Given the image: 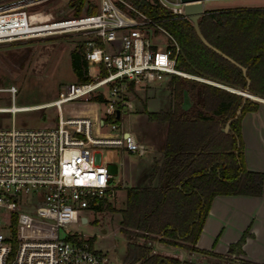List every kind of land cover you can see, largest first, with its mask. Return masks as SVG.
<instances>
[{
    "label": "built area",
    "instance_id": "built-area-1",
    "mask_svg": "<svg viewBox=\"0 0 264 264\" xmlns=\"http://www.w3.org/2000/svg\"><path fill=\"white\" fill-rule=\"evenodd\" d=\"M46 1L0 6V44L55 37L78 40L90 79L62 89L52 102L58 111L53 127L0 126V264H112L107 252L95 249L74 227L92 223L102 201L111 203L120 188L112 164H103L98 149L120 148L139 157L147 152L117 122L132 111L136 89L167 84L175 76L212 82L178 68L177 41L125 0H98L95 13L66 18L30 11ZM158 1L185 17L180 0ZM36 14L42 17L32 21ZM10 92L14 97L15 88ZM69 103L72 108L94 105L104 110L95 117L66 116ZM26 108L12 104L0 112L15 114ZM42 227L56 234L40 233ZM61 230L67 236H59Z\"/></svg>",
    "mask_w": 264,
    "mask_h": 264
},
{
    "label": "trees",
    "instance_id": "trees-1",
    "mask_svg": "<svg viewBox=\"0 0 264 264\" xmlns=\"http://www.w3.org/2000/svg\"><path fill=\"white\" fill-rule=\"evenodd\" d=\"M125 1L157 21L177 41L181 48L178 68L242 91L249 79L250 93L264 98V7L205 10L199 19L206 40L245 67L244 76L240 68L200 41L187 18L173 14L158 0ZM69 8L73 16L83 14L84 9L86 14L97 9L89 0H70ZM71 64L78 83L89 81L81 49L71 53ZM169 88L173 96L170 111L147 112L159 126L168 124L163 159L153 167L148 186L126 188L125 207L119 210L120 230L129 239L124 264H199L154 252L156 242L164 248H182L237 261L235 256L243 253L248 230L230 245L227 255L200 250L194 245L216 196L260 197L263 193V173L245 166L241 134L242 118L248 112H256L260 104L247 98L241 115L225 132L222 129L227 121L242 105V95L208 82L177 76ZM184 91L192 101L188 109L182 107ZM110 212L118 211L111 203L102 201L93 223L100 226L102 218ZM137 238L153 241L154 246L140 243ZM94 240L95 237L89 239L91 243Z\"/></svg>",
    "mask_w": 264,
    "mask_h": 264
},
{
    "label": "rangeland",
    "instance_id": "rangeland-1",
    "mask_svg": "<svg viewBox=\"0 0 264 264\" xmlns=\"http://www.w3.org/2000/svg\"><path fill=\"white\" fill-rule=\"evenodd\" d=\"M16 1L18 0H0V6ZM69 1L70 0H48L30 9V11H43L52 13L55 18H66L73 16L72 10L69 8ZM89 1L98 7V0ZM169 1L174 3L179 2V0ZM203 6L204 11L234 7H264V0H204ZM83 14H86L85 9L83 10ZM162 39L163 37L161 35L155 38L154 41L160 42ZM77 44L78 40L66 37L29 39L0 44V108H8L12 104L32 108L31 110L19 111L15 114L0 112L1 127H10L14 125L22 129H43L53 127L56 124L58 116L57 108L55 106H42L57 100L59 93L65 86L78 83L71 64V53L78 48ZM90 74L91 76L95 75L93 68L90 69ZM177 77L191 79L182 76ZM212 83L218 84L216 82ZM13 88H15L14 97L10 92V89ZM233 90L242 91L239 89ZM253 96L260 98V100L254 98L248 99L259 104L263 103L261 100H264V98L257 95ZM185 100L190 102L187 91ZM70 105L71 103L66 105V107H70ZM99 109L101 110L99 113H102L104 110L102 106H100ZM134 110L135 109L132 111ZM149 121L150 120H146L145 123H142L143 135H151L146 127V123L149 125ZM122 122L128 123L126 114L119 120V124ZM139 124L141 123L139 122ZM154 125V131H157L160 126L157 122H155ZM144 146L147 148V152L142 157L128 153L120 148L100 147L98 151L101 153L103 164L117 166L115 180L121 181V179H123L126 185H132V180L127 179L125 177L126 175L129 177L134 176L136 181H142L144 172L149 169L143 164L147 157H149L148 154L151 150L149 146ZM125 190L126 188L121 189L116 198L111 202L112 207L118 212H110L105 215L100 222V226H96L93 222L88 225L74 226L82 231V233H80L81 237L87 236L89 239L95 237V249L107 252L108 258L112 264H124L127 242L129 240L125 233L120 230L121 218L119 210L124 207ZM88 216L91 218V215ZM245 222L246 220L242 221L241 224L243 225ZM103 229L106 230V233H101ZM45 232L50 236L56 234L54 229L47 227L40 228V233ZM59 236L65 237L67 235L61 230ZM76 236L78 237L77 234ZM136 240L140 243L154 246L153 241L141 238H137ZM252 249L255 251L257 248L253 246ZM160 253L169 254L177 258L181 256L177 251L173 253L166 251ZM190 255L191 256H188V260L199 264H243L238 260L246 261L243 256L237 258V261H233L201 254ZM255 258H262V253L256 254Z\"/></svg>",
    "mask_w": 264,
    "mask_h": 264
},
{
    "label": "crops",
    "instance_id": "crops-1",
    "mask_svg": "<svg viewBox=\"0 0 264 264\" xmlns=\"http://www.w3.org/2000/svg\"><path fill=\"white\" fill-rule=\"evenodd\" d=\"M171 81L150 89L138 88L134 91L132 103L135 110L126 112L128 123L122 122L120 125L122 130L132 134L138 143L149 146L151 151L143 164L149 169L144 172L142 181H136L134 176L129 177L126 175L127 179L132 180V185H126L121 179L119 191L128 187L148 186L153 167L161 163L163 159L168 124L165 123L158 127L157 131H154L155 121H151L147 112L170 111L173 105V96L169 88ZM185 95L186 91L183 92L182 107L188 109L192 105V101L191 99L190 102L186 101ZM64 114L66 116L89 115L95 117L99 114V111L94 105H86L84 107L66 108ZM146 120H150L149 125L146 123V127L151 135L142 134V123H145ZM241 134L246 168L250 171L261 172L264 175V102L259 105L256 112H248L242 118ZM112 170L114 171L113 168ZM115 173H117V166ZM125 200L126 191L124 207ZM120 218L122 219L121 214ZM245 220L246 222L242 225V221ZM247 230L249 234L243 245V253L235 257L240 258L243 256L248 262L262 263L264 262V185L263 193L260 197L243 195L216 196L213 199L205 224L194 247L220 255H227L230 245L237 242ZM253 246L257 248L255 251L252 249ZM258 253H262V258H255ZM190 254L199 253L189 252L188 255L191 256Z\"/></svg>",
    "mask_w": 264,
    "mask_h": 264
},
{
    "label": "water",
    "instance_id": "water-1",
    "mask_svg": "<svg viewBox=\"0 0 264 264\" xmlns=\"http://www.w3.org/2000/svg\"><path fill=\"white\" fill-rule=\"evenodd\" d=\"M203 1L204 0H180V3L183 4V12L185 17L192 23V26L198 36V38L200 39V41L209 49H211L212 51H214L215 53L221 55L224 59L228 60L229 62H231L232 64H234L235 66H237L238 68H240L243 72V75H246V68L243 67L242 65H240L239 63H237L235 60H233L232 58H230L229 56H227L226 54H224L223 52H221L220 50H218L216 47H214L212 44H210L206 38L203 36L200 27H199V19L202 17V15L204 14V6H203ZM213 84V83H210ZM215 85V84H214ZM222 88H225L231 92L237 93L239 95L243 96V102L242 105L239 107V109L236 111V114L234 117L230 118L225 127L222 129L223 131L227 132L229 130L230 124L233 120L237 119L240 115H241V110L245 104V101L247 98H251L252 94L250 93L249 90V79H247V87L243 90V91H235L233 89H229L220 85H216ZM120 113L119 111L117 112V117L119 118ZM128 134H126L127 136ZM112 168L114 169V173L116 172V166L112 165ZM83 221H85V218H83ZM103 233H106V230L103 229L102 230ZM156 248L160 249V250H164L166 252H170L173 253L175 251H181L183 253L182 255V262L185 261V257L187 255V251L184 249H179V248H173V249H169V248H164L161 247L159 245V242L155 243Z\"/></svg>",
    "mask_w": 264,
    "mask_h": 264
},
{
    "label": "bare ground",
    "instance_id": "bare-ground-1",
    "mask_svg": "<svg viewBox=\"0 0 264 264\" xmlns=\"http://www.w3.org/2000/svg\"><path fill=\"white\" fill-rule=\"evenodd\" d=\"M20 5V4H19ZM3 9H5V8H3ZM2 9V10H3ZM42 17V14H36V15H32V17H31V20L32 21H34V20H36V19H38V18H41ZM224 87V86H223ZM251 98L253 99H259L260 100V98H258V97H255V96H253V94H252V96H251ZM261 101H263L264 102V100L262 99ZM54 104L53 103H50V104H48V105H44V106H42V107H47V106H53ZM38 108H41V107H38ZM38 108H36V109H38ZM32 108H26V109H24V111L25 110H31Z\"/></svg>",
    "mask_w": 264,
    "mask_h": 264
},
{
    "label": "flooded vegetation",
    "instance_id": "flooded-vegetation-1",
    "mask_svg": "<svg viewBox=\"0 0 264 264\" xmlns=\"http://www.w3.org/2000/svg\"><path fill=\"white\" fill-rule=\"evenodd\" d=\"M162 247V246H161ZM173 249V248H172ZM179 249H182V248H179ZM185 250V249H184ZM187 251V255H186V257H185V261L186 260H188V253L190 252L189 250H186ZM154 252H164V250H160V249H158V248H154ZM176 252V251H175ZM177 253H180L181 254V256H180V258H178L179 260H181L182 261V255H183V253L181 252V251H177ZM177 258V257H176ZM190 261V260H189Z\"/></svg>",
    "mask_w": 264,
    "mask_h": 264
}]
</instances>
